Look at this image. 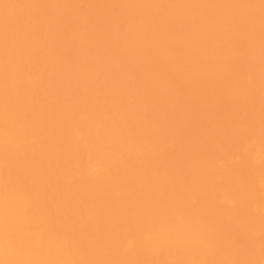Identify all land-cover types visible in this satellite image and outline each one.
Returning <instances> with one entry per match:
<instances>
[{"label": "bare ground", "instance_id": "bare-ground-1", "mask_svg": "<svg viewBox=\"0 0 264 264\" xmlns=\"http://www.w3.org/2000/svg\"><path fill=\"white\" fill-rule=\"evenodd\" d=\"M0 264H264V0H0Z\"/></svg>", "mask_w": 264, "mask_h": 264}]
</instances>
